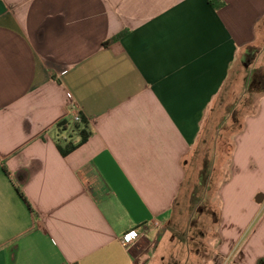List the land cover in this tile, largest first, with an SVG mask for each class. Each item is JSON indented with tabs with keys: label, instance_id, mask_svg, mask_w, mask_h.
Returning <instances> with one entry per match:
<instances>
[{
	"label": "crops",
	"instance_id": "crops-1",
	"mask_svg": "<svg viewBox=\"0 0 264 264\" xmlns=\"http://www.w3.org/2000/svg\"><path fill=\"white\" fill-rule=\"evenodd\" d=\"M217 1L0 0V264H165L209 110L235 70H264V0ZM72 106L92 135L62 157L54 128ZM240 111L207 264H264L262 190L232 213L223 197L264 170V87Z\"/></svg>",
	"mask_w": 264,
	"mask_h": 264
},
{
	"label": "rangeland",
	"instance_id": "rangeland-1",
	"mask_svg": "<svg viewBox=\"0 0 264 264\" xmlns=\"http://www.w3.org/2000/svg\"><path fill=\"white\" fill-rule=\"evenodd\" d=\"M241 67L243 69V66ZM249 74L250 71L245 69L235 70L232 78L217 96L208 112L206 117L207 132L202 134L203 144L197 154L199 159L198 182L190 187L186 204L175 209V213L179 214L170 223L166 240L160 244V255L167 245L165 264H207L213 255L218 237L219 209L222 211V200L219 199L218 202L217 199V187L222 179L226 180L230 176L227 165L225 166L227 167L226 171H222V164L224 165L230 157V149H224L223 145L232 146V137L240 130L241 118L244 113V111H240L241 105L252 94L247 87ZM233 180V184L223 194L227 203L226 212L234 211V205L238 204L237 198L250 196L258 189L264 192V170L257 174L243 171L237 173ZM181 209L183 211L180 213ZM237 218L233 216L230 220L226 216L225 229L243 227V220L239 223ZM229 220L230 223H228ZM253 224L254 222L250 226L248 225L251 229L248 231L253 232ZM169 240L172 241L171 246L168 243ZM186 240H190L189 245L188 243L186 245ZM257 247L262 248L261 251L264 252V242L258 244ZM187 249L198 250L199 256L188 255Z\"/></svg>",
	"mask_w": 264,
	"mask_h": 264
},
{
	"label": "trees",
	"instance_id": "trees-1",
	"mask_svg": "<svg viewBox=\"0 0 264 264\" xmlns=\"http://www.w3.org/2000/svg\"><path fill=\"white\" fill-rule=\"evenodd\" d=\"M208 3L213 8L219 7L217 0H208ZM118 38L119 36L111 38L104 43V46L112 44ZM255 53L257 52L253 47L248 46L246 48L244 56V63L246 65H250L253 62ZM247 87L250 90L249 92L264 87V70H250ZM54 132V143L62 157L68 156L78 147L86 143L92 135L88 121L81 114L79 122L72 123L70 119L61 120L55 125Z\"/></svg>",
	"mask_w": 264,
	"mask_h": 264
},
{
	"label": "built area",
	"instance_id": "built-area-1",
	"mask_svg": "<svg viewBox=\"0 0 264 264\" xmlns=\"http://www.w3.org/2000/svg\"><path fill=\"white\" fill-rule=\"evenodd\" d=\"M73 109L71 110V115L69 117L72 123L80 121V113L72 106ZM141 233L137 232L136 230L129 231L122 236V244L124 246H129L134 244L138 238H140Z\"/></svg>",
	"mask_w": 264,
	"mask_h": 264
},
{
	"label": "flooded vegetation",
	"instance_id": "flooded-vegetation-1",
	"mask_svg": "<svg viewBox=\"0 0 264 264\" xmlns=\"http://www.w3.org/2000/svg\"><path fill=\"white\" fill-rule=\"evenodd\" d=\"M189 241L190 240H186V245L188 243L189 245ZM187 252H188V255H191V256H195V257H198L199 256V251L198 250H194V249H187Z\"/></svg>",
	"mask_w": 264,
	"mask_h": 264
},
{
	"label": "water",
	"instance_id": "water-1",
	"mask_svg": "<svg viewBox=\"0 0 264 264\" xmlns=\"http://www.w3.org/2000/svg\"><path fill=\"white\" fill-rule=\"evenodd\" d=\"M263 199H264L263 195H262V194H258V195L256 196L255 201H256V203L260 204V203L263 202Z\"/></svg>",
	"mask_w": 264,
	"mask_h": 264
}]
</instances>
